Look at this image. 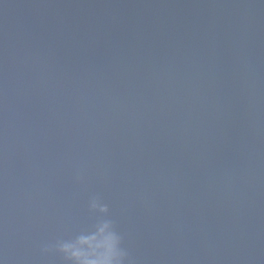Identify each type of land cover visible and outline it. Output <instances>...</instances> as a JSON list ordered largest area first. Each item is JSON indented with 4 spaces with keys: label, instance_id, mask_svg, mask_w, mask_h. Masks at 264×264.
Instances as JSON below:
<instances>
[{
    "label": "water",
    "instance_id": "95a60500",
    "mask_svg": "<svg viewBox=\"0 0 264 264\" xmlns=\"http://www.w3.org/2000/svg\"><path fill=\"white\" fill-rule=\"evenodd\" d=\"M109 205L133 264H264V0H0V258Z\"/></svg>",
    "mask_w": 264,
    "mask_h": 264
},
{
    "label": "clouds",
    "instance_id": "9594fccd",
    "mask_svg": "<svg viewBox=\"0 0 264 264\" xmlns=\"http://www.w3.org/2000/svg\"><path fill=\"white\" fill-rule=\"evenodd\" d=\"M93 223L42 246L43 254H58L63 264H133L125 237L111 217L109 205L94 195L88 202ZM0 264L4 260L0 258Z\"/></svg>",
    "mask_w": 264,
    "mask_h": 264
}]
</instances>
